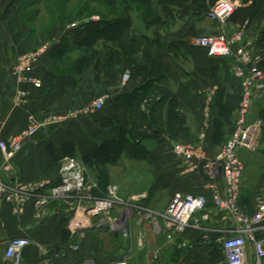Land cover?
Segmentation results:
<instances>
[{"label":"crops","instance_id":"1","mask_svg":"<svg viewBox=\"0 0 264 264\" xmlns=\"http://www.w3.org/2000/svg\"><path fill=\"white\" fill-rule=\"evenodd\" d=\"M46 1L18 0L8 13L0 11V142L8 141L26 130L30 116L42 119L50 113L84 109L91 104L90 101L102 95H106L108 101L118 100L116 106L126 104L136 89L134 82H123L125 74L120 81L107 84L104 74L96 81L91 72H83L86 57L85 49L80 44L83 41V28L71 29V24L75 22L61 24L60 12L52 31H38L37 26L33 28L35 23H39L38 20H44L43 15L46 13L40 6H44ZM198 1L85 0V10L94 5L95 14L79 23H99L127 17L131 22V35L134 38V42L130 44L131 52L146 54L144 63L148 64L153 58H158L159 73L163 81L156 85L164 87V90L174 96L178 106L175 110L164 106L162 114L165 128L167 118L174 113L184 114L186 118L188 133L179 131L171 136L165 132L160 142L145 140L141 149L142 159L133 157L134 160H142L148 167L147 175L152 183L140 190L147 194L148 199L157 190L167 193L171 199L177 192L210 198L209 184L213 182L211 178L203 169L186 173L182 161L172 154V145L176 141H186L191 145L202 146L203 153L208 158L215 157L232 132V126L226 119L234 117L240 105L238 102L232 110L227 104L230 96L240 99L241 94L240 82L234 75L235 58L209 59L203 50L193 44L202 35H217L221 31L217 23L194 11ZM237 2L241 9H248L253 2H260V14L252 23L241 25L230 22L224 29L225 33L233 37L243 31L245 43L254 52L261 54L264 61V0ZM60 36L65 37L61 48L57 52L43 54L35 70L37 76L43 79V89L36 91L32 86L25 85L20 89L29 93L27 103L17 104L15 98L19 88L12 76L13 66L23 54L37 50L50 38ZM107 36V33L99 34L96 44V49L104 58L115 45L114 41L103 39ZM100 42H103L101 47L98 46ZM199 70L212 74L201 78L196 73ZM213 87L217 91V104L211 107L210 112L215 123L206 132V139L200 140L201 132H205V94L208 88ZM155 99L158 101L161 97L157 96ZM149 102L150 99L145 100L142 110L149 106ZM260 105L258 117L264 112V99ZM111 113L112 109L107 106L104 112L85 115L65 125L44 126L25 142L20 153L9 160L0 149V179L11 191H23L22 195L27 197L20 214L15 212V203L0 199V264H12L5 259V252L9 240L13 238H28L32 242L24 252L23 264H99L100 249H95L94 254L91 252L97 245L95 231L100 230V227L79 235L69 227L70 203L67 205L51 200L47 206L38 210L35 199L38 196H52L53 188L60 183L61 169L65 161L71 159L64 156L58 157V161L55 158V152L61 151L63 145H73L77 156L74 159L81 161L80 157L95 154L106 142H115L121 138L120 132L109 125ZM240 157L244 164L240 208L244 214L253 215L259 198L264 197V140L260 141L256 152L242 150ZM216 183L223 189L222 178ZM31 188L35 191L27 190ZM73 201L74 204L77 203L75 198ZM208 213L210 217L207 230L211 231L210 239L215 241L220 235L226 236L236 229L237 225L228 213L212 209L211 206ZM146 227L144 225V232L139 237L143 239L145 246L142 252L150 256L152 264H157L159 259L153 260V254L158 253L159 258L163 254L160 248L150 252L149 239L155 242L157 237L166 236V226L159 219L156 227L152 225L153 231ZM111 234L121 237L119 234ZM258 237L264 240V231ZM141 239L138 240V249ZM76 244L82 246L81 250H72V246ZM249 248L252 249L251 245ZM102 260L103 264L107 262Z\"/></svg>","mask_w":264,"mask_h":264},{"label":"built area","instance_id":"2","mask_svg":"<svg viewBox=\"0 0 264 264\" xmlns=\"http://www.w3.org/2000/svg\"><path fill=\"white\" fill-rule=\"evenodd\" d=\"M239 8L237 0H220L212 7L207 15L208 19L225 29L236 10ZM76 23L71 24V29H76ZM63 37H53L42 44L37 50L25 53L18 59L12 68V76L19 88L15 102L23 105L27 103L29 93L20 88L30 85L36 91L43 89V79L37 76L35 70L45 53L54 49ZM244 32H238L229 37L226 34L206 35L195 39L193 44L203 50L209 59L225 60L235 58L236 66L234 75L240 82V105L237 110L235 130L220 153L213 158H208L203 153V147L198 145L174 142L172 154L181 160L186 173L203 169L213 181L209 184L211 196L208 199L204 195L177 192L173 195L164 214H154L142 204L147 199V194L135 195L122 199L116 188H111L106 197L92 199L83 202V192L86 190V176L81 162L77 159H68L61 169V181L53 188L52 196H38L35 199V207L40 210L47 206L51 200L71 206L69 227L79 235H85L94 228H106L111 233L119 234L124 238L130 236L131 213L148 211L153 217V225H158L162 219L166 226V238L174 248L183 250L188 247L190 240L186 234L190 231H202V222L208 221L210 206L212 209L228 213L237 225L226 236H219L215 240L216 246L223 255L220 264H264V240L258 237L264 231V197L259 198L253 215H246L241 211L240 200L244 164L240 157L242 150L256 152L260 143V132L263 122L253 120V108L256 100L264 92V71L261 69L263 57L254 52L249 44L244 41ZM130 75L123 76V82L127 84ZM214 92L210 88L206 94V106L204 110L205 132L200 139H206V132L211 129V107L215 99ZM108 98L98 97L84 109L50 113L42 119L35 116L29 117L26 130L8 141L0 142V149L7 160L20 153L27 140L33 138L44 126L51 124L65 125L72 120L80 119L85 115H93L105 110ZM210 128V129H209ZM222 178L223 189L216 181ZM29 192L34 188L27 189ZM22 191H11L9 186L0 179V199L16 204L15 212H23V206L27 197ZM77 203L74 204L73 199ZM147 212V213H148ZM202 213V219L197 218ZM115 214H120L116 216ZM131 214V215H130ZM142 214V213H141ZM140 214V215H141ZM143 215V214H142ZM130 217V219L128 218ZM143 220V217H141ZM208 232L204 240L210 241ZM211 236V235H210ZM139 250H144V242L141 239ZM32 245L28 238H13L9 240L5 252V259L12 264H23L24 252ZM251 245V248H249ZM80 245L72 246V250H80ZM158 253L153 254V260H158ZM114 264H131V260L123 259Z\"/></svg>","mask_w":264,"mask_h":264},{"label":"trees","instance_id":"3","mask_svg":"<svg viewBox=\"0 0 264 264\" xmlns=\"http://www.w3.org/2000/svg\"><path fill=\"white\" fill-rule=\"evenodd\" d=\"M17 1L18 0H0V11L4 10L5 13H8L10 8L16 5ZM219 1L220 0H199L194 7V11L198 15L207 16L210 9ZM259 3L260 2H253L248 9L238 8L230 22L234 21L241 25H244L246 22L252 23L260 14L261 10L258 7ZM184 14H186V12ZM131 27L130 20L127 17H124L123 19L115 21H101L99 23L89 21L76 28L79 30L80 28H83V41L80 44L85 49L84 51L86 53V57L83 61L84 73L87 71L91 72L96 81H98V78L100 79V76L104 74V77L107 80L106 83L113 84L116 83V81H120L121 77L129 71L130 81L134 82L136 85L135 91L132 92L130 100L126 101V104L124 103L116 106L115 103L118 100H109L107 102V106L112 109V113L108 119L109 125L114 128V130L120 132L119 134L121 135V138L115 142H106L93 155L80 157L79 159H81L83 164L88 167L116 164L120 153L124 149L127 151V155L131 158L136 157L137 159L138 157H141L140 159H142L141 149H143V143L145 140L151 139L160 142L162 141L165 132L171 136H174L176 132L179 131L188 133V128L185 127L187 123L186 118L183 116L184 114L181 115V113H174V115L170 116L167 119V126L165 128L164 116L162 114L164 106H169L174 110L177 109L178 106L175 104L174 96L164 90V87L156 85L163 81L161 74L159 73L160 64L158 58H153L148 64V62L144 63L146 61V54L131 52L130 44L131 42H134V38L131 35ZM111 29L115 30L113 35H110L109 31ZM105 33H107L108 36L103 39L110 42L114 41L115 45L108 51V56L104 58V56H101L96 49V44L99 39V34L102 35ZM64 38L65 37H63L60 40V44L50 52H57L61 48V43ZM260 67L261 69H264V61L261 63ZM213 72H216V70ZM196 73L201 78L212 74L202 70H199ZM157 96L161 97L158 101L155 99ZM146 99H150L151 102H149V106H146L145 110H142V105ZM222 99L223 96L221 93V100ZM240 101L241 98L238 99L230 96L229 101L227 102L228 107L233 110ZM216 104L217 96L214 99L213 106ZM104 111L105 110L102 112ZM260 118L264 122V112L261 113ZM226 120L229 121L232 126V134L235 130V125L229 117ZM154 125H157V127ZM64 156L70 157L71 159L77 157L75 147L67 144L63 145L61 151L55 152V158ZM57 160L60 161L59 158ZM147 201L148 197L145 202ZM145 202L142 203L144 206ZM201 240L206 241L204 238L202 239L200 237L193 242L199 243ZM207 242L211 244L214 242L212 245L216 246L214 240ZM198 257L199 255L197 256V259H199Z\"/></svg>","mask_w":264,"mask_h":264},{"label":"rangeland","instance_id":"4","mask_svg":"<svg viewBox=\"0 0 264 264\" xmlns=\"http://www.w3.org/2000/svg\"><path fill=\"white\" fill-rule=\"evenodd\" d=\"M29 1L32 2V0ZM86 4L87 3L85 2V0H47L44 6H40L43 7V11L44 13H46L43 15L44 20H38L39 23H35L33 28H36L37 26L36 29L38 31H52L56 23L55 21H57L56 16L59 15L58 12L62 14L61 24L67 25L76 22L79 26V23L83 22V20L87 18H91L95 14L94 5H92L89 10H85ZM109 32L110 35H113L115 33V30L111 29ZM217 34L226 33L225 30L221 28V31H219V33ZM102 44L103 42H100L98 46L101 47ZM262 70L264 71V69ZM211 89L215 95L217 93L216 88L213 87ZM98 97L100 96H97V98ZM263 99L264 92L262 93L260 98L256 100L255 106L253 108V120L257 119L263 122V120L258 117V112L260 110L259 105L262 104ZM93 100L90 102L92 103L95 101ZM236 116L237 112L234 117L230 118L234 125ZM210 122L211 128H213L215 119L210 117ZM154 126L157 127V125ZM202 134L203 132H201L200 136ZM263 140L264 122L260 132V141ZM176 142L189 144L186 143V141ZM79 162H81L86 176V190L83 192V202L106 197L111 188H116L119 196L122 199H126L135 195H141L143 194V192L140 190H143L144 188H146V186H150L152 183L151 179L147 175L148 167L145 162H143L142 160H134L129 155H127V151L125 149L120 153L116 164L114 163L108 166L103 165L88 167L87 165H84L82 161L79 160ZM170 200L171 197L167 193L157 190L156 192L151 194L147 202L144 201V204L147 210H150L154 214L160 215L164 213L165 208L168 206ZM147 212L148 211H142L141 213L143 215L137 212L131 213L132 215L130 214L131 219L130 217L128 218L130 219L129 227L131 232L128 238H124L121 235V237H115L110 233V231H106L108 229L105 228H100V230L95 231L97 232V238L95 239L97 245L93 248L94 250L91 252V254H94L95 249H100L101 253L98 256L101 260L99 261V264H103L102 259H105L107 261L105 262V264H114L115 262L123 259L131 260V264H152L150 256L146 255L142 251H139L138 249V240L141 239L139 237L140 235H142L141 233L144 232V225L147 226V229L152 230V222L154 220L152 216H148L146 217V219L144 218V215H149V212ZM115 215L119 216L120 214ZM198 216H200V219H202L204 214L199 213ZM141 217H143V220L141 219ZM207 223L208 221L202 222V231L195 230L186 234L185 238L190 240V244L183 250H178L177 248H174L172 244L167 243V238L165 235L157 237V239H155V242L149 239V241H151V245H149L150 252H153V250H158L160 248L161 253L163 254L162 258L160 257L159 260L156 261L157 264H220L223 261V255L217 248L218 246L212 245L211 243L203 240H201L199 243L193 242L200 237L203 239L204 236L208 233L206 232V230L208 229ZM147 229L145 230V232L148 235ZM198 255L200 261L199 259H197Z\"/></svg>","mask_w":264,"mask_h":264}]
</instances>
